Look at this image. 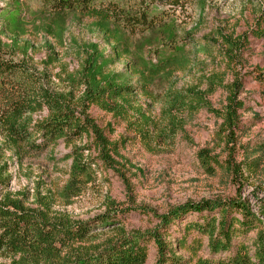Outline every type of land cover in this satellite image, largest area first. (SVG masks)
I'll use <instances>...</instances> for the list:
<instances>
[{
	"label": "rangeland",
	"instance_id": "374dc122",
	"mask_svg": "<svg viewBox=\"0 0 264 264\" xmlns=\"http://www.w3.org/2000/svg\"><path fill=\"white\" fill-rule=\"evenodd\" d=\"M150 12L157 17L156 26L143 36L132 38L130 44H162L166 40L188 44V36L204 37L205 43L214 44L220 32L234 38L245 36L241 72L247 75L240 96L243 107L235 128L227 131L220 118L200 111L180 116L182 133L176 138L146 141L134 137L126 128L124 119L131 115L117 119L92 107L90 118L110 146H117L116 153H110L112 165H101L94 141L86 137L69 147L60 142L38 157H24L11 146L3 147V162L11 180L0 197L7 195L11 201L34 212L38 219L53 223L95 221L112 213H116L119 223L70 245L59 256L20 259V255L0 253V264H65L67 259L102 251L122 236L145 234L158 226L152 215L132 212V208L163 215L188 202L228 200L247 203L257 215L259 208L264 207V81L256 79L264 71V39L253 37L255 21L264 12V0H188L175 10L152 5ZM99 22V17L77 12H66L59 20L42 9L38 0H0L1 42L9 46L16 44L11 48L14 60H25L31 68L45 72L55 91H67L66 77L78 69L79 60L72 44H98L101 48L108 44L96 26ZM155 53L149 47L138 48L135 57L145 59L149 66L158 65L159 60L152 57ZM219 62L178 71L174 79L179 87L198 84L202 75L223 70ZM224 100L222 91L209 97L216 110H221ZM135 101L157 119V106H150L141 98ZM42 116L34 115L33 122ZM79 149L83 150L84 159L94 162V169L91 181L80 187L79 195L73 196L65 191L72 163V158L67 156ZM197 152L218 160L212 175L198 164ZM200 217L186 215L166 228L169 249L166 258L177 259L180 264L212 258L205 238L193 231L184 233L186 224L197 222ZM261 220L260 231L264 234V219ZM255 238V232L238 236L231 251L244 244L252 253ZM145 245L148 251L145 264H157L155 247L149 241ZM219 257L223 255L215 259Z\"/></svg>",
	"mask_w": 264,
	"mask_h": 264
},
{
	"label": "trees",
	"instance_id": "16d2710c",
	"mask_svg": "<svg viewBox=\"0 0 264 264\" xmlns=\"http://www.w3.org/2000/svg\"><path fill=\"white\" fill-rule=\"evenodd\" d=\"M149 1V2H148ZM42 9L59 20L66 12L99 17L96 25L106 36L108 44H72L79 60L78 69L67 75V91H55L45 72L31 68L25 60H14V52L0 40V192L10 183L4 161L3 147L11 146L16 154L38 157L50 147L63 143L69 147L83 137L91 138L99 152L101 165L113 161L110 153L117 146H110L100 129L89 116L92 107L114 118H125L126 128L141 140L162 139L169 141L182 133L180 116L206 111L222 120L223 127L232 131L242 110L240 96L243 92L242 58L247 42L245 36H227L221 32L207 44V38L188 36V44L167 41L162 44H130L138 35L143 36L156 26L157 17L150 12L152 5L175 10L188 0H38ZM20 24L19 16H16ZM253 37L264 39V12L255 21ZM61 31V30H60ZM59 31L58 38L61 39ZM209 41V40H208ZM13 42V41H12ZM156 51L152 57L158 65H148L145 59L135 57L138 48ZM26 51V49L24 50ZM220 61V72L202 75L198 84L179 87L174 75L178 71L193 70L209 62ZM122 65V68L117 67ZM258 77V78H257ZM264 81V71L256 76ZM217 91L225 94L221 110L212 107L209 97ZM145 99L150 106L159 108L157 119L150 117L136 99ZM44 114L33 122L34 115ZM73 150L72 163L65 191L73 196L80 187L91 181L92 160L84 159L81 152ZM196 159L206 173L212 175L217 159L205 152H197ZM229 168V167H228ZM132 212L152 215L158 226L145 234L122 236L110 246L95 254H84L67 259L65 264H145L149 241L156 249L157 264H180L169 260L165 230L186 215L201 216L199 221L186 224L184 233L195 232L207 240L212 258H198L195 264H264V234L260 231L264 207L258 214L251 212L247 203L238 201L188 202L169 210L166 214H150L142 208ZM95 221L53 223L37 218L7 195L0 197V253L30 257L53 258L72 244L88 239L100 229L118 224L116 213ZM120 214V213H119ZM255 232L253 252L232 242L238 236ZM223 255L215 259L216 256Z\"/></svg>",
	"mask_w": 264,
	"mask_h": 264
}]
</instances>
